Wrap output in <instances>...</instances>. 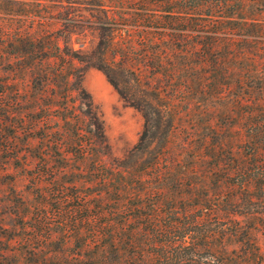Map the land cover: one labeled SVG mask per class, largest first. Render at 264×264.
<instances>
[{"label": "rangeland", "instance_id": "rangeland-1", "mask_svg": "<svg viewBox=\"0 0 264 264\" xmlns=\"http://www.w3.org/2000/svg\"><path fill=\"white\" fill-rule=\"evenodd\" d=\"M101 17L119 22L118 43L106 56L112 78L133 80L129 65L119 68L112 62L120 61L118 52H127L128 46L138 50V60H144V52L163 54L165 72L157 80H147L150 68L136 60L141 79L151 85L134 91L150 101L146 92L153 83L160 95L159 106L145 105L148 118L122 97L105 71L82 61L100 62ZM32 38L35 46L44 45L41 52L48 57L43 61L26 55ZM141 40L145 47L138 44ZM209 50L214 63L208 62ZM68 52L86 70L84 86L105 123L110 149L99 157L102 163L135 162L133 149L155 140L152 147L165 146V152L158 160L149 153L143 156V166L155 161L160 166L146 171L145 187L172 202L193 194L226 195L219 186L221 173L211 176V166L220 161L218 154L237 150L238 142L248 138L238 123V101L264 99L256 81L264 75V0H0V264L89 263L95 250L97 189L91 161L73 155L65 160L51 150L56 143L52 134L61 126L55 116L41 123L48 139H31L26 131L32 123L27 112L37 94L33 75L48 64L65 63L60 57L68 61ZM18 99L24 125L16 136ZM170 124L169 139H164ZM40 146L45 161L33 157ZM214 150L220 152L213 156ZM40 165L57 172L66 192L50 177L41 193L35 189L32 174ZM81 196L87 198L85 208ZM253 211L235 216L237 223L213 217L210 228L226 226L235 235L212 240L213 249L200 252V264H264V208ZM87 242L90 246L84 248Z\"/></svg>", "mask_w": 264, "mask_h": 264}, {"label": "trees", "instance_id": "trees-1", "mask_svg": "<svg viewBox=\"0 0 264 264\" xmlns=\"http://www.w3.org/2000/svg\"><path fill=\"white\" fill-rule=\"evenodd\" d=\"M99 19L97 22L102 31L98 52L100 62L82 61L91 62L93 66L105 71L122 97L143 114L145 105L154 103L155 106H159L160 95L155 84L152 83V90L146 92V95L152 97L150 101L138 96L134 88L141 84L150 87L151 82L147 80H157L160 74L164 75L163 62L160 60L162 52H144L142 54L144 60H138L141 58L138 50L128 46L127 52H118L121 60L112 62L119 68L129 65L127 70L133 80L118 81L112 78L110 70L113 66L108 63L106 56L112 46L118 43L116 27L119 22L112 18ZM144 41L141 40L138 44L145 47ZM30 42L33 47L26 55L42 61L43 57H48V54L41 52L43 44L35 46L34 38L30 39ZM36 49L38 51H35ZM41 53L42 58L39 56ZM113 53L115 59L117 54ZM66 55L71 56L68 61L64 60L65 55L60 57L65 63L53 66L52 63L48 64L45 69L41 68L42 73L33 75L32 89L37 94L27 112L32 115V123L26 131L31 139H48L51 136L43 131L41 123L45 121V117L55 116L61 126L52 134L55 135L56 143L51 150L65 160L69 159V155H73L81 162L91 161V179L97 189L93 211L96 219L93 229L95 250L91 254V261L88 263L81 260L82 264H200L202 261L199 257L200 252L213 249L212 240L235 235L234 232L231 234L227 232L226 226L210 228L209 224L213 217L237 223L235 216L243 213L253 214V210L264 208V99L255 97L251 100L238 101V123L244 128L248 138L238 142L237 150L228 149L226 154H218V158L221 157L220 161L217 160L211 166L213 169L211 176L217 172L221 173L219 186L221 192L226 191L227 194L213 196L193 194L189 198L181 197L180 200L172 202L163 199L158 191L144 186L147 180L144 176L146 171H157L160 166L157 161L152 166H143V156L149 153L158 160L165 152V146L152 147L155 140L148 146L139 145L133 149L130 157H137L135 162H128L126 158L109 163H102L99 160V157L108 154L110 149L105 123L93 94L84 86L86 70L81 69L75 62L78 56L69 52ZM206 55L212 56L211 50ZM211 56L209 57L211 61L208 62L214 63L215 60ZM136 60L141 63L145 61L146 69L150 68L145 76L147 80L141 79L140 73L137 72L141 68L140 64H136ZM256 81L260 84V89H264V75ZM121 83H127L129 86L132 83V86L127 88L121 86ZM18 92L21 93V89H18ZM78 99L82 104H77ZM16 103L18 104L16 136H19V131L24 125L22 120L24 115L19 107L20 100L18 99ZM144 117L148 118L146 111ZM171 125L164 133V139H169ZM151 137L157 139L156 136ZM35 149L33 157L44 160L43 148L40 146ZM216 151L220 152L214 150L213 156H216ZM40 167L32 174L35 189L39 193L45 188L48 177L52 184H59L60 191L66 192L68 186L58 182L56 171L51 172L46 166ZM81 178L85 179V176H80ZM77 185L79 184L76 183ZM65 197L68 196L59 198L67 199ZM81 198L85 208L87 198L84 196ZM84 245V248L90 246L88 242Z\"/></svg>", "mask_w": 264, "mask_h": 264}]
</instances>
